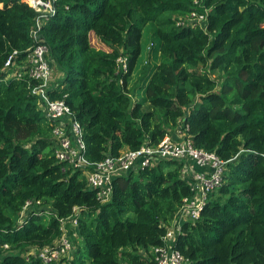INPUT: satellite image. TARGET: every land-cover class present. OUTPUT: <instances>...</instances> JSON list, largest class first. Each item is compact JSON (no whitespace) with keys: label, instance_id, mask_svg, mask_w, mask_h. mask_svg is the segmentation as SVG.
Returning <instances> with one entry per match:
<instances>
[{"label":"trees","instance_id":"obj_1","mask_svg":"<svg viewBox=\"0 0 264 264\" xmlns=\"http://www.w3.org/2000/svg\"><path fill=\"white\" fill-rule=\"evenodd\" d=\"M54 5L39 31L63 73L49 97L65 100L81 123L89 163L156 146L183 126L196 148L227 164L222 186L182 226L176 248L191 264H264V0ZM193 13L204 20L191 21ZM36 18L26 1L0 0V264H43L31 250L56 247L75 209L78 239L66 264H156L152 249L193 196L183 165L122 175L102 203L82 170L58 162L54 126L32 95L37 83L4 80L36 45ZM148 26L154 46L133 83ZM93 34L109 51L92 46ZM15 51L19 66L4 70Z\"/></svg>","mask_w":264,"mask_h":264},{"label":"built area","instance_id":"obj_2","mask_svg":"<svg viewBox=\"0 0 264 264\" xmlns=\"http://www.w3.org/2000/svg\"><path fill=\"white\" fill-rule=\"evenodd\" d=\"M24 1L30 4L37 13L35 25L31 29V37L36 45L28 50L24 65L15 73L8 75L4 79L5 82L13 77L17 79L29 77L37 83L32 88V95L37 98L47 120L54 126L52 138L56 144L55 157L57 161L67 164L70 168L82 170L88 187L97 191V197L102 203H108L111 200L114 181L122 175L157 167L164 162H178L183 165L184 169L187 162H193L198 168L191 173V177L188 179L191 183L193 196L183 200L172 225L163 237V244L152 249L156 264H191V260L176 248L177 235L185 223L195 222L201 217L209 196L222 186L227 162L223 161L215 152L196 148L187 134L188 129L180 126L175 132V136L167 134L156 146L145 143L140 149L125 152L119 157H108L99 163H89L85 157L86 144L81 123L76 119L65 100H52L49 97V90L56 86L54 70L49 59L48 46L40 43L39 31L44 22L56 13L54 3L57 0ZM192 17L191 21L201 22L204 20V17L198 16L197 13H193ZM19 54L18 51H15L8 58L4 70L19 66L15 63V58ZM120 61L126 69V60L120 59ZM32 204L31 201L27 202L21 212V218L25 217ZM77 213L78 210L75 209V215L62 222L64 234L56 247L32 249L30 254L40 258L43 264H53L60 258L70 260L74 251V240L71 235H68L66 226L72 225V229L76 228L77 230ZM75 235L78 239L76 232ZM4 248L8 249V245H4ZM63 264L66 262L64 261Z\"/></svg>","mask_w":264,"mask_h":264},{"label":"rangeland","instance_id":"obj_3","mask_svg":"<svg viewBox=\"0 0 264 264\" xmlns=\"http://www.w3.org/2000/svg\"><path fill=\"white\" fill-rule=\"evenodd\" d=\"M152 29H153L152 26H148L145 29V35H144L143 42H142L143 52H142L141 59L139 61L138 69L136 70V73L134 75L133 83L136 80H138L139 76L141 75L143 68L146 64V61L148 60V57H149L150 48H153V46H154V43L152 42L153 41ZM90 40H91V44L94 48L99 49V50L109 51V48L107 46H105L102 42H100V39H98L94 34L90 36ZM150 62L152 63V65L158 64V63H160V59L158 61H156L155 59L152 58L150 60ZM53 70H54V80L58 81L57 82V85H58V84H60V82L63 78V75H62L63 73L59 69H57L55 66H53ZM218 75L219 74L216 72L212 74L213 77H217ZM133 83H131L130 86H133ZM136 92H141V90H137ZM66 227L68 228V235H71L73 240H74V248H75L77 239H76L75 232L72 229L73 227H72V225H67ZM71 257H72V254H71ZM63 259L64 258H60V260L57 263L63 264V262L65 261V259L64 260Z\"/></svg>","mask_w":264,"mask_h":264},{"label":"crops","instance_id":"obj_4","mask_svg":"<svg viewBox=\"0 0 264 264\" xmlns=\"http://www.w3.org/2000/svg\"><path fill=\"white\" fill-rule=\"evenodd\" d=\"M63 75V74H62ZM57 80H54V83L57 85ZM53 83V85H54ZM55 86V85H54ZM173 136H175V133H172ZM195 170H198L197 166H195V164H193V162H187L185 165H184V169L182 171L183 173V177L188 180L190 179L191 177V173ZM73 227V226H72ZM74 231L76 232V234H78L76 228H74ZM78 236V235H77Z\"/></svg>","mask_w":264,"mask_h":264},{"label":"bare ground","instance_id":"obj_5","mask_svg":"<svg viewBox=\"0 0 264 264\" xmlns=\"http://www.w3.org/2000/svg\"><path fill=\"white\" fill-rule=\"evenodd\" d=\"M29 1H31V0H29Z\"/></svg>","mask_w":264,"mask_h":264}]
</instances>
